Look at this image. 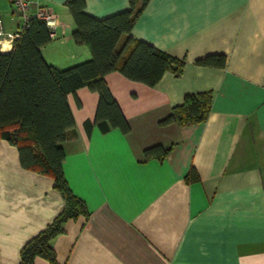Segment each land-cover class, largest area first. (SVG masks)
<instances>
[{"label": "crops", "instance_id": "0c3cea01", "mask_svg": "<svg viewBox=\"0 0 264 264\" xmlns=\"http://www.w3.org/2000/svg\"><path fill=\"white\" fill-rule=\"evenodd\" d=\"M66 1L30 8L56 13L41 49L59 68L92 55L73 37ZM129 7L86 0L96 17ZM0 18L5 32L22 28L12 0H0ZM129 35L184 58V70H167L154 86L106 74L127 132L100 129L96 91L68 94L76 135L64 143V173L89 214L65 221L51 242L54 262L37 256L34 264H264V0H150ZM3 36L7 52L13 40ZM212 54H224L225 66L196 62ZM208 90L206 121L161 122L185 94ZM157 145L172 147L148 156ZM64 207L54 178L22 166L18 147L0 138V264H22L24 245Z\"/></svg>", "mask_w": 264, "mask_h": 264}, {"label": "trees", "instance_id": "16d2710c", "mask_svg": "<svg viewBox=\"0 0 264 264\" xmlns=\"http://www.w3.org/2000/svg\"><path fill=\"white\" fill-rule=\"evenodd\" d=\"M149 1L130 0L129 8L96 17L86 11V0H67L75 23L73 37L85 44L92 55L66 68L48 62L43 55L41 48L52 40V31L44 19L36 16L22 27L11 50L3 52L0 48V138L18 147L22 166L52 176L65 198V207L53 222L22 248V264H34L37 256L54 262L51 242L63 232L65 221L89 214L84 199L74 193L64 173V143L76 135L68 94L83 86L96 91L99 99L95 122L100 129L119 127L127 132L128 121L107 84L106 74L117 70L130 79L154 86L167 70L177 76L184 70V58L129 35ZM196 62L225 66L226 56L212 54ZM212 101L210 90L187 93L161 122H204ZM171 147L153 146L146 149V154L163 157ZM192 172L196 177L197 173L193 169Z\"/></svg>", "mask_w": 264, "mask_h": 264}, {"label": "built area", "instance_id": "2783aa9c", "mask_svg": "<svg viewBox=\"0 0 264 264\" xmlns=\"http://www.w3.org/2000/svg\"><path fill=\"white\" fill-rule=\"evenodd\" d=\"M33 1L34 0H12V3L20 11L23 17L22 27L27 24L31 16H36L40 19H44L47 22V24L51 28L52 35H53L55 32L56 25H57L56 13H54L53 10L49 8L48 6H39L33 15L30 14V8H31ZM20 30L16 32H5L3 30L2 20L0 18V43L5 39L3 35H5V37L11 40H14L20 35Z\"/></svg>", "mask_w": 264, "mask_h": 264}, {"label": "bare ground", "instance_id": "6f19581e", "mask_svg": "<svg viewBox=\"0 0 264 264\" xmlns=\"http://www.w3.org/2000/svg\"><path fill=\"white\" fill-rule=\"evenodd\" d=\"M6 46V45H5ZM6 48V47H5Z\"/></svg>", "mask_w": 264, "mask_h": 264}]
</instances>
